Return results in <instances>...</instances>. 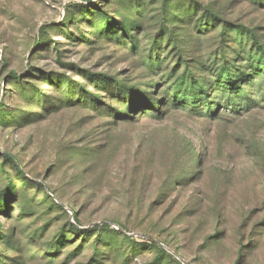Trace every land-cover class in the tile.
<instances>
[{
    "label": "rangeland",
    "instance_id": "1",
    "mask_svg": "<svg viewBox=\"0 0 264 264\" xmlns=\"http://www.w3.org/2000/svg\"><path fill=\"white\" fill-rule=\"evenodd\" d=\"M0 264H264V0H0Z\"/></svg>",
    "mask_w": 264,
    "mask_h": 264
}]
</instances>
